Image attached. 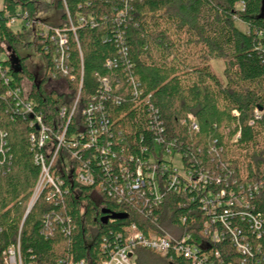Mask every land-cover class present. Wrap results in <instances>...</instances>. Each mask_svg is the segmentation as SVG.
<instances>
[{
  "label": "trees",
  "instance_id": "obj_1",
  "mask_svg": "<svg viewBox=\"0 0 264 264\" xmlns=\"http://www.w3.org/2000/svg\"><path fill=\"white\" fill-rule=\"evenodd\" d=\"M7 3L12 12L15 4H21L28 18L36 20H41L39 11L56 8L62 21L55 26L75 25L76 35L68 31L69 56L65 60L75 78L56 69L54 49L46 52L43 37L35 34L33 27L13 31L3 22L0 48L6 50L1 45L5 42L12 80L7 85L0 72V133L6 134L5 138L0 134V264H6L4 252L18 242L25 264H57L70 256L99 264L114 246L116 235L125 233L133 221L148 234L157 231L158 223L171 231L179 228L181 234L193 232L198 238L196 231L207 218L197 202L187 199L192 192L181 196L168 190L164 202L156 208L144 207L137 199L118 203L115 197L101 191L98 182L83 186L69 173L62 175L63 187L68 188L62 204L50 203L42 194L29 210L41 173L30 147V132L35 128L27 117L17 116L11 110V100L3 97L9 88H23L25 80L33 82L28 96L52 127L67 125V117L79 98L68 124L71 134L84 123L83 110L103 89L102 79L108 78L112 91L104 103L111 126L107 138L114 148L126 155L140 154V147L151 146L160 132L153 125H160L165 136L182 143L198 167L202 162L210 168L216 163L209 148L217 144L223 148L222 163L232 171L229 181L263 183L253 202L256 211L264 214V0ZM81 16L86 21H80ZM238 20L247 25V31L237 26ZM24 48H36L43 56L44 80L65 79L67 90H45L43 81L37 80L24 63L20 54ZM218 59L224 62L221 73L213 66ZM64 107L68 109L67 117H62ZM192 113L199 130L191 125ZM121 132L130 141L129 147L117 143ZM93 153L94 148L82 150L79 155L94 171L97 181L106 180ZM56 213L73 225L70 233L62 232L57 223L50 226L47 219ZM112 214L126 217L110 216L105 222L104 217ZM261 241L264 243V236ZM104 244L106 251L102 249ZM219 247L226 260H238L229 245ZM134 255L137 264H190L183 258L172 260L142 246Z\"/></svg>",
  "mask_w": 264,
  "mask_h": 264
},
{
  "label": "built area",
  "instance_id": "obj_2",
  "mask_svg": "<svg viewBox=\"0 0 264 264\" xmlns=\"http://www.w3.org/2000/svg\"><path fill=\"white\" fill-rule=\"evenodd\" d=\"M23 1L44 3L50 0ZM79 20L86 21L83 16L79 17ZM3 22L13 31L33 27L35 34L43 37V48L46 52L54 49L52 56L56 69L65 76L69 75L71 79L75 78L65 61L69 56V29L76 35L74 24L71 28H63L47 24L44 20L30 19L28 11L24 10L21 4H15L12 12L7 0H0V29ZM1 45L6 50L0 48V72L9 85L12 77L6 62L10 53L5 42ZM102 81L103 89L99 90L97 97L93 99L94 102L90 101L83 110L84 123L78 132L71 134L67 131L68 124L72 120L71 116L74 115L79 98L69 116L66 107L62 110V117L68 116L67 125L61 123L52 127L46 123L43 113L37 111L35 100L24 91V86L9 88L3 95L5 99L11 100V110L17 116L27 117L30 126L35 128V131L30 132V147L34 153V161L41 166V173L29 202V210L42 194L46 201L55 205L62 204L68 189L63 187L65 181L62 175L68 173L70 178L83 186H93L98 182L97 186L101 191L115 197L118 203L137 199L144 207H159L164 202L168 190L181 196L192 192L187 199L197 202L207 216L202 227L196 231L198 238L193 232L181 234L177 231L179 228L175 227V230L171 231L162 228L158 223L155 225L157 231L148 234L133 221L126 227L125 233L116 235L114 246L110 247L109 253L98 263L137 264L135 250L142 246L172 260L183 258L190 264H264V243L261 241L264 236V214L256 211L253 202L263 183H241L236 179L229 181L232 171L230 172L228 164L222 163L223 148L217 144L209 148L213 162L216 163L215 167L207 168L202 162V166L198 167L186 153L182 143L165 136L160 125H153L152 128H157L160 132L151 141V146L140 147V154L126 155L124 151L114 148L112 141L107 138L111 126L106 120L109 111L104 103L108 100L107 93L112 91V86L108 78H103ZM189 119L193 128L199 130L193 113L189 115ZM185 123L186 120L183 121V124ZM0 134L5 138L4 131ZM129 142L124 132H121L117 143L129 147ZM4 144L6 145V142ZM93 148L96 150L93 160L99 161L106 180L97 181L94 171L79 155L80 151ZM68 159L70 162H67ZM91 160L88 158L89 162ZM236 219L240 222L235 221ZM47 220L52 227L57 223L65 234L70 233L73 228L61 213H56ZM243 223H246V226L241 225ZM221 244L229 245L238 260H226L219 247ZM102 249L106 251L107 246L102 245ZM4 254L6 264H25L20 242L11 245ZM57 264L89 262L85 259L75 260L70 256L60 259Z\"/></svg>",
  "mask_w": 264,
  "mask_h": 264
},
{
  "label": "rangeland",
  "instance_id": "obj_3",
  "mask_svg": "<svg viewBox=\"0 0 264 264\" xmlns=\"http://www.w3.org/2000/svg\"><path fill=\"white\" fill-rule=\"evenodd\" d=\"M62 14L61 12H58L56 8L51 9H44L41 10L39 13V17L41 20H44L47 24L50 25H57V23L62 21ZM237 26L241 28L244 31L248 30L247 25L242 21H237ZM13 58L18 59L17 55L12 51ZM21 56L25 59L24 63H26V66L28 69L33 72L38 78L37 80L43 81V88L47 91L51 90H67L68 84L65 79H49L44 80L45 74H46V62L43 58V56L36 50V48H24L21 49ZM17 66L20 67V65L17 63ZM213 66L218 72L223 71L224 62L222 59H218L213 61ZM33 87V82L30 80H25L24 82V91L28 94ZM67 162H70V159L67 160ZM101 197V195L99 196Z\"/></svg>",
  "mask_w": 264,
  "mask_h": 264
},
{
  "label": "water",
  "instance_id": "obj_4",
  "mask_svg": "<svg viewBox=\"0 0 264 264\" xmlns=\"http://www.w3.org/2000/svg\"><path fill=\"white\" fill-rule=\"evenodd\" d=\"M104 213H108L107 210H104ZM110 216H113V217H126V214H112V215H106L104 217V221L107 222V220L110 218Z\"/></svg>",
  "mask_w": 264,
  "mask_h": 264
}]
</instances>
